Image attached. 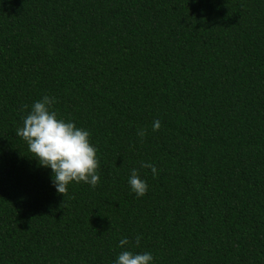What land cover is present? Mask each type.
<instances>
[{"label":"trees","instance_id":"1","mask_svg":"<svg viewBox=\"0 0 264 264\" xmlns=\"http://www.w3.org/2000/svg\"><path fill=\"white\" fill-rule=\"evenodd\" d=\"M45 95L91 133L95 188L59 194L16 135ZM125 250L264 264V0H0V264Z\"/></svg>","mask_w":264,"mask_h":264},{"label":"clouds","instance_id":"2","mask_svg":"<svg viewBox=\"0 0 264 264\" xmlns=\"http://www.w3.org/2000/svg\"><path fill=\"white\" fill-rule=\"evenodd\" d=\"M55 98L45 95L31 106V111L23 117V126L18 128L16 135L26 141L28 150L38 160L39 165L50 168L52 182L57 192L65 196L68 185L72 182H84L95 188L99 181L100 168L97 149L90 141L91 133L78 128L75 123L60 119L52 109ZM27 108V106H25ZM161 122H153V131H159ZM137 135H147L146 129H140ZM141 167L150 168L153 176L157 169L153 164H142ZM129 185L137 197H143L148 191V183L141 179L137 169L131 170ZM140 236L136 237V245L140 243ZM120 247L130 244L128 238L119 241ZM150 252L135 253L131 250L122 251L115 264H153Z\"/></svg>","mask_w":264,"mask_h":264}]
</instances>
